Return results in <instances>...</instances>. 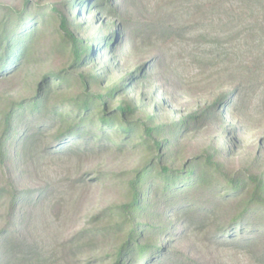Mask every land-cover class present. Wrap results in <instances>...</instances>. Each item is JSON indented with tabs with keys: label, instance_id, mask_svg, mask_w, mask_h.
Wrapping results in <instances>:
<instances>
[{
	"label": "rangeland",
	"instance_id": "rangeland-1",
	"mask_svg": "<svg viewBox=\"0 0 264 264\" xmlns=\"http://www.w3.org/2000/svg\"><path fill=\"white\" fill-rule=\"evenodd\" d=\"M210 1L0 0V18L5 12L35 15L39 8L50 15L28 53L0 59V121L13 102L32 99L53 74L67 69L75 76L98 74L94 90L104 92L119 84L115 103L134 104L138 118H153L151 125L174 128L198 115L174 145L173 166L183 167L213 148L226 174L264 176V36L238 34L248 23L247 15L240 17L241 0H226L215 8ZM110 6L114 13L101 9ZM55 9L65 13L75 33L92 45L78 65ZM195 30L200 36L195 37ZM252 72L256 79L249 82ZM241 87L232 102H218L217 112L210 115L209 107L220 95ZM82 91L81 83L73 82L53 100L63 104ZM26 117H31L28 111ZM48 128L38 155L14 158L9 166V181L15 179L21 190L45 191L41 202L22 209L18 229L24 248L15 264H118L128 229L120 225L123 218L116 207L129 200V182L147 161V152L134 142L118 149L104 141L93 149L64 153L56 139L59 129ZM53 144L54 150H48ZM223 181V176L215 179L217 185ZM208 192L212 191L201 195L217 194ZM9 200V193H0V230L6 225ZM182 201L180 196L161 199L139 221L161 226L150 230L143 242L155 237V243L166 247L169 264H264L260 248L216 238L222 226L233 222L235 209L209 213L205 219L181 211L179 205L186 204ZM157 206L163 212L158 222L151 219ZM37 253L39 261L27 260ZM128 256L120 264H130Z\"/></svg>",
	"mask_w": 264,
	"mask_h": 264
},
{
	"label": "trees",
	"instance_id": "trees-1",
	"mask_svg": "<svg viewBox=\"0 0 264 264\" xmlns=\"http://www.w3.org/2000/svg\"><path fill=\"white\" fill-rule=\"evenodd\" d=\"M224 1L226 0H212L209 4L215 8ZM241 1L243 10L240 17L247 15L248 23L237 31L238 34L264 36V0ZM259 5L262 8H258ZM112 8L113 6L101 9L114 13ZM5 13L6 15L0 18V51L6 48L0 53V59L6 56L9 59L14 54L20 58L29 52L34 37L45 27L50 15L40 8L36 12L40 16L26 11ZM54 13L58 18L63 39L71 44L75 65H78L86 60L92 51V45H88L86 40L75 33L65 13L59 9H55ZM230 20L228 23L231 24ZM195 32V37L200 36L199 30ZM260 60L263 62V58ZM53 75L55 77L49 76L44 79L32 99L13 102L1 117L0 193L6 191L10 194V211L6 225L0 230V264H15L19 261L24 248L18 229L23 218L22 209L45 198V191L21 190L15 185V179L12 177L13 182H10L12 171L9 166L14 158L38 155L42 140L51 125L59 129L56 139L59 149L61 148L64 153L93 149L98 143L112 141L111 143H114L112 147L118 149L134 142L137 148L145 150L148 154L147 161L129 182V200L116 207L119 216L123 218L120 225L128 229L127 241L119 249L118 264L128 255L130 264L137 261L141 264H151L152 260L169 264V258L165 253L166 247L155 243V237L147 244L143 242L150 230L160 229L161 226L139 221L143 213H148L161 199L167 201L176 196H180L182 202L186 203L179 205L181 211L197 216L205 215V219H209L211 213L219 215L223 211L228 212L230 208L235 209L237 213L233 222L228 226H222L216 238H230L233 243H241L244 247L260 248L264 257V176L226 174L218 158V150L213 148L193 157L183 167H176L170 163L174 159L173 149L180 140V134L197 118V114L177 122L174 128L166 124L151 125L150 121L153 118L149 117L147 120L138 118L134 104L115 103L116 95L122 87L119 84L108 86L104 92H100L92 88V84L99 78L98 74L80 73L75 76L67 69ZM248 78L249 82H252L256 79V73L252 72ZM73 82L81 83L83 91L80 94L63 101V104L53 100L62 90L70 88ZM241 88L227 95H220L217 102L209 107L210 115L217 112L218 102L224 100L232 102L243 90ZM50 104L53 106L50 107ZM27 111L31 115L29 118L26 117ZM55 145L48 147V150H54ZM67 147L72 151L66 149ZM218 176H223L224 181L217 185L215 179ZM4 178L8 181L3 183ZM206 190L217 194L201 195V192ZM157 195L161 197L151 200ZM210 198H215L212 201L214 204H211ZM197 201L200 204H196ZM209 203L212 207L207 206ZM152 213L154 214L152 220L158 222L162 219L163 212L160 206L155 207ZM33 259L39 261L40 255L37 253L27 260Z\"/></svg>",
	"mask_w": 264,
	"mask_h": 264
}]
</instances>
